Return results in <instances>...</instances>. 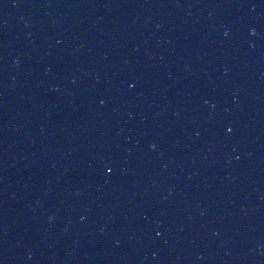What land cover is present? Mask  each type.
<instances>
[{
	"label": "water",
	"instance_id": "1",
	"mask_svg": "<svg viewBox=\"0 0 264 264\" xmlns=\"http://www.w3.org/2000/svg\"><path fill=\"white\" fill-rule=\"evenodd\" d=\"M0 264H264V0H0Z\"/></svg>",
	"mask_w": 264,
	"mask_h": 264
},
{
	"label": "snow or ice",
	"instance_id": "2",
	"mask_svg": "<svg viewBox=\"0 0 264 264\" xmlns=\"http://www.w3.org/2000/svg\"><path fill=\"white\" fill-rule=\"evenodd\" d=\"M228 131L231 132V131H233V129L229 128ZM152 147L155 148L156 145L153 144ZM106 171H107V173H113L115 171V168L110 166V165H106ZM158 235H159V233H158Z\"/></svg>",
	"mask_w": 264,
	"mask_h": 264
}]
</instances>
